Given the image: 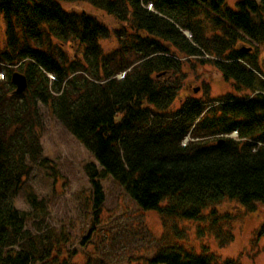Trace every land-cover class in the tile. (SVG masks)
<instances>
[{"label":"trees","instance_id":"16d2710c","mask_svg":"<svg viewBox=\"0 0 264 264\" xmlns=\"http://www.w3.org/2000/svg\"><path fill=\"white\" fill-rule=\"evenodd\" d=\"M68 1L79 0H0L6 35L0 40V63L23 61L30 87L26 98L11 94L8 74L0 81V264L73 262L68 236L44 229V205L35 193L26 191L29 210L15 203L41 153L37 102L95 159L96 165L85 166L94 221L105 200L102 179L109 176L139 209L186 220L198 219L223 198L244 205L264 201V57L257 56V47L264 48V0H237L235 9L225 0H82L133 30L134 39L122 51L130 45L139 62L121 79L113 78L108 64L114 57L99 45L106 26L93 16L66 11L61 2ZM244 41L257 46L240 51L237 45ZM64 44L75 46L82 60L67 59ZM180 54L214 64L223 78L251 93L245 99L226 96L213 107L214 119L204 115L197 121L204 125L212 119L210 124L235 130L241 140L180 146L204 111L198 105L182 107L180 125L154 126L151 117L167 110L180 89L177 78H167L180 71ZM79 70L86 76L73 74ZM147 263L214 261L211 254L167 245Z\"/></svg>","mask_w":264,"mask_h":264},{"label":"rangeland","instance_id":"374dc122","mask_svg":"<svg viewBox=\"0 0 264 264\" xmlns=\"http://www.w3.org/2000/svg\"><path fill=\"white\" fill-rule=\"evenodd\" d=\"M225 2L228 8L235 9L237 0ZM61 5L68 12L93 16L106 26L107 37L102 38L99 45L104 55L114 57L108 64L114 79L123 78L139 62L138 53L130 45H125L127 48L122 51L124 43L134 39L130 24L82 0L61 2ZM146 7L152 9L150 3ZM183 32L190 37L189 32ZM5 37V21L0 19V40L4 41ZM256 46V43L245 41L237 45L244 48ZM61 48L67 59L75 60L78 57L82 60V53L75 46L64 44ZM257 48V56L261 59L264 57V48L261 45ZM179 59L180 71L169 72L167 78H177L180 89L167 110L151 117L154 126L165 129L180 125L181 116L184 115L182 107L185 104L198 105L204 111L194 121L189 132L179 140L180 146L212 145L216 139L227 137L241 140L236 138L235 130L226 132L221 126L210 124V121L215 115L213 107L223 98L245 99L251 93L232 80L223 78L210 62H200L193 56L187 58L181 54ZM23 64V61L16 64L0 63L3 67L0 68V81L5 80L7 74L10 78L14 70L25 73ZM75 66L82 69L79 65ZM75 73L86 76L83 70ZM46 76L48 80L53 78L50 72ZM10 89H14L13 83ZM29 92L30 87L22 94L29 98ZM36 111L41 126V153L24 180L25 190L19 191L15 203L18 209L29 210L26 191L35 193L44 205V229H53L68 236L66 249L75 250L72 264H148L157 249L167 245L180 246L196 254H211L213 264L230 261L233 264H264V201L244 205L223 198L204 208L198 219L186 220L178 216L161 215L155 209H139L124 188L109 176L102 179L105 200L97 221H94L90 179L85 170L87 163L96 165L94 157L46 105L37 102ZM204 115L212 119L204 125L198 124L197 121ZM246 140L257 146L261 144L252 139ZM31 221L28 220L26 225L33 231Z\"/></svg>","mask_w":264,"mask_h":264},{"label":"water","instance_id":"95a60500","mask_svg":"<svg viewBox=\"0 0 264 264\" xmlns=\"http://www.w3.org/2000/svg\"><path fill=\"white\" fill-rule=\"evenodd\" d=\"M148 9H151V7ZM184 34L188 36L187 33H184ZM250 49L251 47H247V48L241 47L240 51L245 52V51H249ZM161 74L162 73H159L157 76ZM10 82L13 83L14 85V89L11 91V94H14V95L22 94L24 91L28 89L29 83L27 82V78L25 74L23 72H20L19 70L12 71L10 75ZM218 140H219L218 143H222L224 141L221 138H219Z\"/></svg>","mask_w":264,"mask_h":264}]
</instances>
